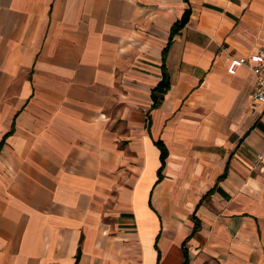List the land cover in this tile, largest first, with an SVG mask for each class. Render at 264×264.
<instances>
[{
    "label": "crops",
    "instance_id": "obj_1",
    "mask_svg": "<svg viewBox=\"0 0 264 264\" xmlns=\"http://www.w3.org/2000/svg\"><path fill=\"white\" fill-rule=\"evenodd\" d=\"M263 48L264 0H0V264H264V106L226 72Z\"/></svg>",
    "mask_w": 264,
    "mask_h": 264
},
{
    "label": "built area",
    "instance_id": "obj_2",
    "mask_svg": "<svg viewBox=\"0 0 264 264\" xmlns=\"http://www.w3.org/2000/svg\"><path fill=\"white\" fill-rule=\"evenodd\" d=\"M222 47V51H226ZM226 72L229 75H235L240 67L247 68L254 78L255 84L251 94V100L254 104L264 106V48L259 51L240 57L228 55Z\"/></svg>",
    "mask_w": 264,
    "mask_h": 264
},
{
    "label": "trees",
    "instance_id": "obj_3",
    "mask_svg": "<svg viewBox=\"0 0 264 264\" xmlns=\"http://www.w3.org/2000/svg\"><path fill=\"white\" fill-rule=\"evenodd\" d=\"M188 15H189L188 12H185V14L181 18V20L179 22L175 23L171 27L170 37L168 39L167 47L170 45L173 37L179 33V31L183 28V26L187 22ZM167 47L164 50V55L167 52ZM168 89H169V80H168V75L165 71L164 62H163L162 79L159 82V84L155 88H153L151 91V101H152L151 109H156L159 106L160 102L163 99V96L165 95V93L167 92ZM156 144L160 150V158L159 159H160V167H162L164 164L165 158L167 156V151L161 143L157 142Z\"/></svg>",
    "mask_w": 264,
    "mask_h": 264
}]
</instances>
